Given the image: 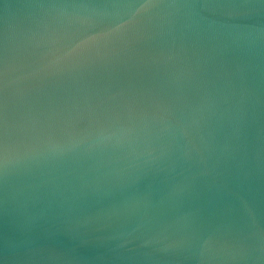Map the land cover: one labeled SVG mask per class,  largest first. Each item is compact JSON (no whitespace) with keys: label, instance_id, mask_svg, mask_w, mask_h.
I'll list each match as a JSON object with an SVG mask.
<instances>
[{"label":"water","instance_id":"obj_1","mask_svg":"<svg viewBox=\"0 0 264 264\" xmlns=\"http://www.w3.org/2000/svg\"><path fill=\"white\" fill-rule=\"evenodd\" d=\"M0 264H264V0H0Z\"/></svg>","mask_w":264,"mask_h":264}]
</instances>
